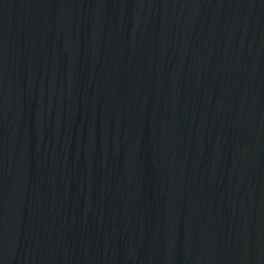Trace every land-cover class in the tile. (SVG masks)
<instances>
[{
	"label": "water",
	"instance_id": "95a60500",
	"mask_svg": "<svg viewBox=\"0 0 264 264\" xmlns=\"http://www.w3.org/2000/svg\"><path fill=\"white\" fill-rule=\"evenodd\" d=\"M0 264H264V0H0Z\"/></svg>",
	"mask_w": 264,
	"mask_h": 264
}]
</instances>
